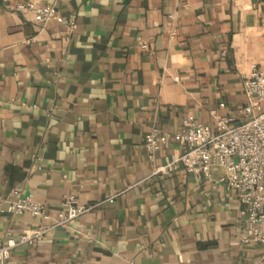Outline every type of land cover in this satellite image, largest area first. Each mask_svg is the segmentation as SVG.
<instances>
[{"label":"crops","instance_id":"1","mask_svg":"<svg viewBox=\"0 0 264 264\" xmlns=\"http://www.w3.org/2000/svg\"><path fill=\"white\" fill-rule=\"evenodd\" d=\"M27 1L77 27L34 23L15 8ZM254 64L264 67V0H0V202L18 183L53 214L68 194L115 195L6 264H264V247L240 239L221 167L152 173L180 149L188 115L238 113ZM152 126L169 134L154 163ZM37 222L0 204V238Z\"/></svg>","mask_w":264,"mask_h":264},{"label":"built area","instance_id":"2","mask_svg":"<svg viewBox=\"0 0 264 264\" xmlns=\"http://www.w3.org/2000/svg\"><path fill=\"white\" fill-rule=\"evenodd\" d=\"M15 8L24 14L30 13L36 24L53 19L63 24L69 33L77 27L74 14L63 16L51 4L27 1L17 3ZM141 46L145 48L146 43ZM241 82L244 102L238 113L218 115L212 110L213 124L188 115L176 133L180 149L166 155L164 163L153 165L152 173L168 174L181 163L186 171L210 178L212 168L221 167L220 180L227 190L236 193L241 204V241L264 247V67L252 65ZM168 139L169 134L161 133L156 126L146 132L144 147L149 161L154 163L157 152ZM114 196L99 203L111 201ZM99 203L82 204L74 194H68L53 214L43 202L35 200L31 192H25L21 184L14 185L9 196L1 199L2 208L12 215L26 214L38 222L17 236L7 231L0 238V264H6L14 248L37 242L51 229L68 225Z\"/></svg>","mask_w":264,"mask_h":264}]
</instances>
